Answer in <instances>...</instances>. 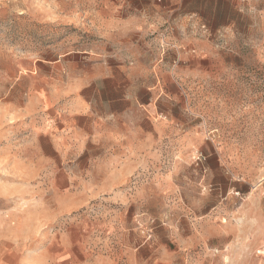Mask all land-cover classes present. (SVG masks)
<instances>
[{
  "label": "rangeland",
  "instance_id": "374dc122",
  "mask_svg": "<svg viewBox=\"0 0 264 264\" xmlns=\"http://www.w3.org/2000/svg\"><path fill=\"white\" fill-rule=\"evenodd\" d=\"M124 49L179 87L159 105L173 125H147L119 173L54 131L108 65L128 67L121 93L154 82ZM0 246L19 264H264V0H0Z\"/></svg>",
  "mask_w": 264,
  "mask_h": 264
},
{
  "label": "crops",
  "instance_id": "0c3cea01",
  "mask_svg": "<svg viewBox=\"0 0 264 264\" xmlns=\"http://www.w3.org/2000/svg\"><path fill=\"white\" fill-rule=\"evenodd\" d=\"M144 52L147 51L127 53L124 49L115 52V55L122 61L130 60L132 63L130 70H135L139 63L146 60L145 69L155 78L151 85L131 87L121 93L119 91L127 89L116 85V76L118 74L126 76L125 70L128 67L120 66V69H113L108 65L107 76L111 79V85L96 87L97 98L95 97L91 102L78 103L71 110L70 115L64 117L67 119L66 122L64 120L57 123L58 130L54 131L57 135H54V141L64 142L69 136H73L82 146L78 149L80 152L77 157H83L93 164L95 162L90 160L92 155L90 156V149L87 147V143H92L104 157L109 158L111 163H120L113 166L117 168L115 171L125 173L127 171L125 159L133 154L139 155L145 146L147 125L151 124L156 133L167 124L173 125V121L170 122L168 118L169 123L164 122L163 109L159 107L161 102L165 98L171 103L177 100L175 90L169 88L179 87L177 78L173 73H162L149 53ZM67 152L60 151L59 156L67 155ZM64 169L67 173L64 175L60 170L59 178L64 181L72 180L73 171L71 170L70 173L66 168ZM0 264H19L17 251L0 246Z\"/></svg>",
  "mask_w": 264,
  "mask_h": 264
}]
</instances>
